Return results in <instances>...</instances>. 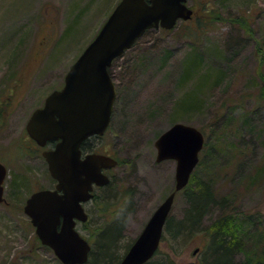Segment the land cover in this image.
I'll list each match as a JSON object with an SVG mask.
<instances>
[{
	"label": "rangeland",
	"instance_id": "1",
	"mask_svg": "<svg viewBox=\"0 0 264 264\" xmlns=\"http://www.w3.org/2000/svg\"><path fill=\"white\" fill-rule=\"evenodd\" d=\"M118 1L0 0V162L9 171L4 183L8 204H0V264H62L40 243L23 213L32 192L52 187L46 163L41 153L35 162L21 164L8 162L9 155L18 148L32 112L62 88L70 66ZM187 5L208 25L196 45L189 44L180 24L170 33L149 30L109 68L116 93L111 121L92 145L118 165L108 171L110 184L95 190L85 204L88 220L77 230L94 251L101 232L116 234L103 228L124 214L118 264L173 190L175 162L157 163L154 141L181 122L204 136V152L186 189L208 185L213 191L204 225L230 215L247 235L233 264H264V0H187ZM192 52L200 62L182 80ZM208 70L210 80L195 93L194 105L176 116L180 98ZM186 190L175 194L173 220L184 217ZM182 239L171 240L165 233L149 264H201L204 255L203 264H209L211 251L206 252L202 232Z\"/></svg>",
	"mask_w": 264,
	"mask_h": 264
},
{
	"label": "water",
	"instance_id": "2",
	"mask_svg": "<svg viewBox=\"0 0 264 264\" xmlns=\"http://www.w3.org/2000/svg\"><path fill=\"white\" fill-rule=\"evenodd\" d=\"M187 0H119L93 40L70 66L60 90L51 92L36 109L26 126L29 136L40 146L56 142L44 151L54 190L32 193L23 213L34 227L43 246L50 248L62 264H86L89 243L76 230L88 215L83 203L92 199L93 186L109 183L104 170L117 161L92 153L80 159V144L92 136H102L109 126L115 100L114 84L108 68L148 30H171L192 17ZM204 137L196 127L174 123L154 141L155 161H175L174 187L153 211L142 231L119 264H144L155 253L176 192L183 190L198 164ZM6 169L0 165V204L5 203ZM197 250L193 253L195 254Z\"/></svg>",
	"mask_w": 264,
	"mask_h": 264
},
{
	"label": "trees",
	"instance_id": "3",
	"mask_svg": "<svg viewBox=\"0 0 264 264\" xmlns=\"http://www.w3.org/2000/svg\"><path fill=\"white\" fill-rule=\"evenodd\" d=\"M207 16L209 15L206 14L205 18ZM179 24L180 26L183 25V34L191 45H196L197 37L199 38L200 35L199 32L206 30L208 26L206 25L205 21H202L197 17L196 11L194 10L190 20L183 22L181 21L177 25ZM179 28L180 27L177 29ZM172 30L159 29V31L162 33H170ZM199 62L200 60L195 58L194 52H192L191 56L185 60L182 80L190 77L192 73L196 71V66L199 64ZM209 74L210 71L208 70L205 74H203V76L200 77L198 83H196V88L186 94L183 99L182 97L180 98L175 108L176 116L181 115L183 111L190 107V105H194L196 97L194 95H196L195 93H197L198 89L202 87V84L210 80V78H208ZM217 77H220V75H217ZM206 146H208V144H206ZM203 148H205V144ZM201 152L203 153L204 151ZM202 153H200V155ZM186 189L187 186L182 191H185ZM197 190L198 191L186 190L187 192H185V196L188 207L185 211L184 217L179 220H173V218L168 217L164 228V234L167 233L171 237V240L182 241L184 240L182 239L184 236L187 237L193 232H202L207 239L206 252L208 250L211 251V256L207 257L211 259L209 264H233L234 255L242 251V236H245L247 239V235L244 234L245 228L237 224V222L234 221L230 215H222L216 220L215 223L206 227L204 225V218L206 211L213 203V191L208 185L203 187L198 185ZM124 219L125 215L122 214L116 219L115 222L111 224L112 226L103 228V230L108 229V231L111 229V231L116 232V234L111 235L109 232L107 233L102 230L103 232L100 233L99 239H97L95 242L94 251L91 249L89 253L87 264H116L117 238L120 235L121 229L124 225ZM204 260L205 255L201 261V264H203Z\"/></svg>",
	"mask_w": 264,
	"mask_h": 264
},
{
	"label": "flooded vegetation",
	"instance_id": "4",
	"mask_svg": "<svg viewBox=\"0 0 264 264\" xmlns=\"http://www.w3.org/2000/svg\"><path fill=\"white\" fill-rule=\"evenodd\" d=\"M43 105H44V103H43ZM27 123H28V121H27ZM27 123H26V125H27ZM26 125H25V128H24V136L19 141L18 148L16 150H14L9 155L8 162H17V163L20 162L19 164H21L22 162H26V163L35 162L36 159H38V155L40 156V153H42L43 151H48V150H52V149L55 148L56 142H52V141L46 142L43 147H40L39 145H37V143L28 135V133L26 131ZM102 136H92V137L87 138V139H85L84 141L81 142L80 147H79L80 159H84L86 155L92 154V153H97V154H103V155L110 156L108 154H104L101 151L97 150L96 147H94V145H92V141L94 139H99ZM110 157H112V156H110ZM38 162H40V159H39ZM44 162H45V160H44ZM0 164L3 165L6 168V170H7V175H6V178H7L9 171H8L7 167L5 166L4 161L0 162ZM46 168H47V171H48L47 163H46ZM103 172L108 175V170L107 171L104 170ZM56 183H57V181L52 179V187L45 188V189H50V190L55 189ZM98 188H103V187H98V186H95V185L93 186V191H92L93 197H92V199L94 198L95 190H97ZM82 206L85 209V204H82ZM85 212H86V210H85ZM77 225H78V223H77ZM77 225H76V229H77ZM130 245L127 247L125 253L129 249ZM157 251H156V253H157ZM125 253L123 254V256L125 255ZM156 253H155V255H156ZM122 257H121V259H122ZM121 259L119 260V262L121 261ZM150 261H148L146 263H149ZM119 262H118V264H119ZM146 263H144V264H146Z\"/></svg>",
	"mask_w": 264,
	"mask_h": 264
}]
</instances>
